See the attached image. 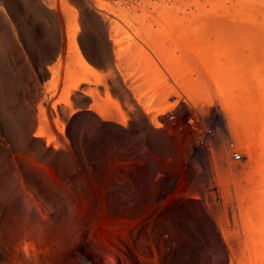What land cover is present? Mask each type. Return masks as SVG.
<instances>
[{"label": "bare ground", "instance_id": "obj_1", "mask_svg": "<svg viewBox=\"0 0 264 264\" xmlns=\"http://www.w3.org/2000/svg\"><path fill=\"white\" fill-rule=\"evenodd\" d=\"M180 91H213L229 132L218 148L210 127L196 134L207 106L184 100L185 147L223 162L240 203L235 232L211 215L218 244L202 226L204 240H175L134 218L155 186L138 161L170 157ZM111 165L123 187L108 202ZM210 247L215 264L223 248L228 264H264V0H0V264H210Z\"/></svg>", "mask_w": 264, "mask_h": 264}, {"label": "rangeland", "instance_id": "obj_2", "mask_svg": "<svg viewBox=\"0 0 264 264\" xmlns=\"http://www.w3.org/2000/svg\"><path fill=\"white\" fill-rule=\"evenodd\" d=\"M154 80H155V83L157 82L156 84H160L159 83L160 82V78H154ZM170 80H171V83L175 84V81H173V79L170 78L169 81ZM180 94H182V99L183 100L180 99L179 103L176 104V107L175 106H174L175 108L173 107L174 110L176 109L177 113H175V117L173 118V121H171L173 124L170 122L169 123L170 126L169 125L167 126V128L169 130L170 129L172 131L174 130L173 131V132H175L174 136H177V137L173 136L172 137L173 139H171L172 143L173 142H175V143L172 144L171 142L170 143L166 142L167 144L163 145V147L165 146L164 148L169 149L170 152H172V150L174 148L172 153H175V154H172V153L169 152L171 155H170L169 158H165V161L167 159L166 162L164 161L163 157L162 158L160 157V156H162L161 155L162 153L159 154L158 159H161L162 161H164V163H162V162L160 163V161L158 162L157 159L155 160L154 158H153L154 160L153 159L152 160H149V159H143L142 160L141 159L140 161H138V166H140V167L143 166V167L148 169V170L144 169L146 172L148 171L146 173V175L148 173H151L152 176H150V174L147 175V176L148 177L150 176L149 178L152 179L153 183L155 182V184H153V186L154 185L155 186L154 187H150V188L148 187L149 189L147 188V191L148 190H150V191L146 192V196L145 197L147 198V200L149 198V201L146 202L147 204H145V206H144V211L142 213L137 214V216H135L134 218H135V221H137V222H140V223L143 222L144 225H145L144 229L145 228L147 229V233H148V231H150V234L153 235V236H159L160 235L159 237H162V236H164V237L165 236L172 237L173 234H174L173 238H176L175 240H178L180 237L181 238L182 237L183 238H188L189 237V238H192V239H195V240H201L202 241L206 237L204 238L203 235L201 236L200 233L198 232V230L200 232L202 230H208V231H205V232L208 233V234L210 233L209 236H212L211 238L213 239V240L212 239L211 240L217 242V244H218L219 242H221L220 241L221 238L222 239H224V238L222 237L221 232L219 230L218 231L216 230L217 226L215 225V221L213 219V216L218 214L217 216L221 217L222 220L220 219V217H219V219L221 221H223V223L227 222L224 225H227L228 222L229 223L231 222L230 223L231 232H233V231L235 232V229H233V225L231 226V224L234 221V217H233L234 214H235L236 219L239 218V214L237 215V212L239 210L238 208H239V205H240V203L238 201V196L236 195V192L232 189L233 188L232 186H230L231 188H229L230 192L228 191L227 192L228 194L226 193V190H228V189L224 185V183H222V182H225V181L223 180V178L221 179V176L222 175L223 176L224 175L227 176L229 173L225 170L227 168H225L226 166L223 165V162H222V165H223V167L225 166L224 168L220 164L221 163L220 159H216V160H219V161L216 162V163L219 162L218 163L219 165L215 163V160H214L215 165H214V163H212L210 165L207 162V160H206V155L204 154L203 151H199L200 149L198 147L197 148L191 147L193 149L189 148L187 145L185 147V142H184L185 139L184 138H185V135H188L186 137L188 139L194 138V136L196 134L203 136L205 134L204 131H203L204 127H210L212 129V133H214V134L211 135V140L213 139L212 140L213 143L215 141V145H217V148H218L219 146L223 147V144H222L223 143V139H224L225 136L227 137V134L229 132H227L228 130L226 128L225 119L222 120V118H223L222 105L219 102V100H217L218 97H217V99L215 98L216 96H215V93L213 91L210 92V94H211L210 101H200L198 99H194V98L190 97L188 95V93H186L184 91H180ZM185 94H186V96H185ZM175 98H176V96H174V98L173 97L170 98V100H173ZM213 99H215V101ZM184 100L185 101L186 100L187 101L188 100L191 101L189 103L192 104L191 106L194 105L193 108H196L197 107L196 105L200 106L201 104H204V103H205L204 104L205 106H207V107L210 106L209 108L206 107L207 111H205V112L201 111V113H200V111H198V114H199L198 117L200 118V116H201L202 120L201 119L199 120L200 128L198 129V133H196V134L193 133L192 131H189L190 129L186 128L187 127V122H186L187 120L185 118L186 117L185 115L190 109H187V107H186V105L184 103ZM192 110L193 109L191 108V111ZM209 111H210V113H209ZM202 115H203V117H202ZM178 125H180L179 127L181 129L178 127ZM181 126L184 127V128H182ZM222 128H224V129H222ZM184 129L186 130L185 132L187 134H185ZM225 130H227V131H225ZM223 132H225L227 134L224 136L225 133H223ZM176 133H177V135H176ZM189 134H190V137H189ZM217 136H219L220 138L217 137ZM219 140H221V141H219ZM217 141L220 143V145H219V143ZM179 143L180 144L182 143V145H180ZM168 145H169V148H168ZM242 145H241V147L237 146L238 148L243 150L242 154L244 156V160L242 162H240V166H238V168L240 167L238 171H239V173L241 172L240 174L244 175L247 170L251 169L252 161H251V159L249 157V151H248L249 149H248V147L244 146V144H242ZM179 146L180 147L182 146V147H184V149H186V151L189 154V156H187V158L184 157V154L186 152L183 151V148H180ZM180 149H181V151H180ZM182 153H184V154L182 155ZM142 161H143V163H142ZM237 164H238V162H237ZM98 165H99L98 167H99V170H100L101 169V164H98ZM206 165H208V166L206 167ZM216 165L219 166V167L221 166L223 169L221 167H220L221 169L219 167H216L217 168V172H216V169H215ZM209 166H210V168H211V166H214V169H210ZM152 168H155V169H152ZM99 170H97V174H98ZM222 170L226 171L227 174L226 173L224 174V172H222ZM113 171H115V172H113ZM220 171L222 172V174L220 173L221 175H216L217 173L219 174ZM109 173H112V174H109ZM104 175H106V176L107 175L108 176L111 175V178H114L113 179V183H111V182L100 183V187H102V189L105 192H109V193H107L108 194L107 196L110 199V200H108V202H111V198H113L115 196H120V194H118V193H122L120 191L122 190L123 186L122 185H117V184H119V182L115 181V180H117L115 178V176L118 175V174H116V170L114 169L113 165H111L109 167V169L107 170V172ZM213 175H215V177ZM153 176L154 177L156 176V178H154ZM214 179H219L220 180V181L218 180L219 181L218 184L220 183L218 186L221 185V189L220 190H219V188L217 189V185H214V183H215ZM210 182H212V184ZM128 184L129 183H127V185L125 186L126 189L124 191H125V194H127V195L129 194L128 197L130 198V202H131L132 201L131 200L132 196H135L136 190H135V187L133 185L132 186L130 185L131 182H130L129 186H128ZM223 185H224V187H222ZM225 187H226V190H225ZM112 188L114 190H117V191H114ZM119 189H121V190H119ZM196 189H197V191L199 193L196 191ZM112 190H113V192H112ZM211 190H213V191L211 192ZM221 190L224 191V192H222ZM231 191H234L235 194L232 192L234 194V195H232ZM110 192H111V194H110ZM201 192H203V193H201ZM193 193H196V194H193ZM197 193L201 194V196H200L201 198L199 200L191 197V195H198ZM224 193L226 195H224ZM230 193H231V195H229ZM189 194H190V196H189ZM202 195L204 197H205V195H208V196H206L207 198L210 197L209 199H207L208 201L206 200L207 202L204 200V197H202ZM110 196H111V198H110ZM188 196H189V198H188ZM215 196H216V198H215ZM219 196H220V198H219ZM229 196H230V198H228ZM213 197L215 198V200H214ZM223 198H226V201H225L226 203L223 201V200H225ZM212 199H213L214 202L211 201ZM227 199H228V201H227ZM233 200H235V201H233ZM180 201L182 202L181 204H180ZM130 202H129V204H131ZM210 204H211V206H210ZM191 205L194 206V207H192ZM203 206H205V207H203ZM207 209H208L209 212L207 211ZM233 209H235L234 210V214L232 213ZM158 210H160L161 212L163 211V213L167 215L166 219H168V220H166L167 223L164 222V224H162V225L157 224V226H156V220H157V217H158V214H159ZM211 215H213V216H211ZM195 225H197V226H195ZM201 226H202V228H201ZM197 227H200L202 230H200V228L197 229ZM163 228H165V229L167 228V229L165 230ZM156 232H157V234H156ZM215 250H216V248L210 247L209 250H206V252H203L204 254L208 253L207 255H209V256H208V258L206 257V260L209 259L208 261H209L210 264H215L216 263L215 255H214V251ZM222 250H223L222 251L223 252L222 255L224 257V264H228L230 262V260H231L230 254L226 256V249L223 248ZM220 251H221V248H220ZM236 252L238 253L239 251H236ZM179 264H180V262H179ZM233 264H237V261L234 259V257H233Z\"/></svg>", "mask_w": 264, "mask_h": 264}, {"label": "built area", "instance_id": "obj_3", "mask_svg": "<svg viewBox=\"0 0 264 264\" xmlns=\"http://www.w3.org/2000/svg\"><path fill=\"white\" fill-rule=\"evenodd\" d=\"M234 156H235L236 158H238L237 151H236V152H234Z\"/></svg>", "mask_w": 264, "mask_h": 264}]
</instances>
